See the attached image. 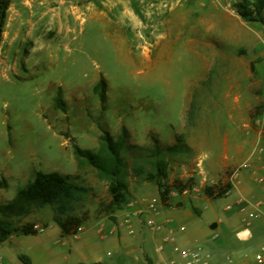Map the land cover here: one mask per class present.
<instances>
[{
	"label": "rangeland",
	"instance_id": "1",
	"mask_svg": "<svg viewBox=\"0 0 264 264\" xmlns=\"http://www.w3.org/2000/svg\"><path fill=\"white\" fill-rule=\"evenodd\" d=\"M117 1L133 13V24L129 15L119 21ZM210 1L218 15L199 9L200 3ZM255 3L0 0V180L5 182L0 202L37 171L75 174V182L87 188L72 212L83 218L81 225L92 219L115 221V210L122 205L159 198L157 182L145 178L155 172L158 159L167 163V185L188 179L193 184L186 194L172 189L169 200L197 193L202 197L203 186L211 183H199L201 156L226 154L230 138L254 129L264 109V53L256 56L264 45V5L257 12ZM237 58L245 64H234ZM231 66H236L235 78ZM101 79L103 101L94 90ZM58 94L62 106H55ZM104 132L123 142L128 194L117 207L109 205L107 181L89 165L77 166L72 153L73 145L96 150ZM169 146L173 149L167 150ZM139 168L142 174H137ZM232 172L224 168L221 179L212 184L230 181ZM229 201L211 199L208 208L206 201L197 200L202 211L192 221L209 232L211 208L215 217H223ZM234 205L224 224L230 245L223 249L234 262L253 264L264 243V222L252 219L251 212L253 221L248 223L245 211ZM31 213L53 216V209L35 208ZM24 217L8 219L15 227L24 224ZM42 221L43 232L25 237L23 251L36 254L31 264H74L83 243L102 244L90 227L76 240L61 237L49 219ZM249 227L252 237L247 234V241L235 236ZM144 231L140 225L138 232ZM131 242L128 238L129 248H136ZM18 251L12 249L9 264H25ZM139 252L113 260L141 264L138 260H147V253Z\"/></svg>",
	"mask_w": 264,
	"mask_h": 264
},
{
	"label": "crops",
	"instance_id": "2",
	"mask_svg": "<svg viewBox=\"0 0 264 264\" xmlns=\"http://www.w3.org/2000/svg\"><path fill=\"white\" fill-rule=\"evenodd\" d=\"M200 4L199 9L202 12H210L212 16L219 14L214 2L210 1L206 4ZM116 5H119L116 8L119 11L121 19L119 21L123 23L122 17L129 15L133 24V13H130L128 9H123L122 1H117ZM263 53L264 45L260 44L256 56H261ZM234 60V64H245L241 58ZM229 70L235 78L237 76L236 66L233 68L232 66L229 67ZM242 123L243 126L249 127L247 122L244 121ZM244 132L247 135L245 133L243 135L242 133V135L239 134L230 138L226 154H224V151H221L201 156L202 162L199 172L203 176L199 182L201 186L205 183L203 182L204 179L209 180L211 184L220 180L224 168L233 169L229 178L232 187L223 196L229 197L230 201L224 207L225 214L223 217H215L213 215L214 208H211L209 232H206L192 221L202 211L196 205L197 200L202 199L206 201L208 208L210 207L211 198L205 195L198 197L197 193V195H190L189 198L188 196H179L170 199L167 205L161 203L160 198L154 199L155 201L153 200L152 205V200L139 198L136 201H131V205L130 203H126L120 209H116L114 213L116 217L115 221L103 219L96 222L92 219L87 223L84 222L79 227L78 232L73 235H61L60 228L58 227L61 237L72 236L74 239L79 240L81 233L87 227H90L92 233L98 235L101 239V246L100 244L91 246L90 244L83 243L82 251H78L81 257L76 263L100 261L115 264L113 259H116L119 255H128L134 250H139V253H147V260H143L142 258L141 261L138 260V263L171 264V261L179 260L182 250H200L203 256L208 255V257H205L207 264H245L244 261L240 260L234 262L231 255L227 251L224 252L225 248L223 249V247L230 245L228 243L230 234H225L224 224L228 217L227 207L230 206L231 208V205L235 206L234 204L239 209L245 211V219H247L248 223H251L252 219L264 222V151H259L260 147L264 148V109L258 117L255 128H245ZM214 159L219 161H214ZM1 190L2 188H0ZM194 190L199 191L197 187H194ZM12 197H8L6 201H9ZM6 201L0 202V204ZM251 212L252 219L249 216ZM43 219H49L53 222L52 224L57 225L53 221L51 213L46 216L31 213L25 216L22 222H32L41 226L42 230L37 231V233H40L45 229ZM147 220L152 221L153 225L147 226L145 223ZM140 225L145 228V234L138 232ZM246 233L250 235L249 238L252 237L250 227L246 230H237L235 236L238 239H242V241H247ZM25 237L26 235L22 236L21 234L11 233L3 242H0V264H9V260L12 259L11 251L14 248L20 250L18 251V255L28 259L30 264L36 262L35 253L30 252L26 254L23 251V247L26 245ZM128 238H131L136 248H129V243H127ZM62 244L65 245V242L63 241ZM200 247L207 250L199 249ZM135 257L138 259L139 255L136 254ZM226 258H228V261Z\"/></svg>",
	"mask_w": 264,
	"mask_h": 264
},
{
	"label": "trees",
	"instance_id": "3",
	"mask_svg": "<svg viewBox=\"0 0 264 264\" xmlns=\"http://www.w3.org/2000/svg\"><path fill=\"white\" fill-rule=\"evenodd\" d=\"M264 5V0H256V11L260 12ZM103 79L95 85L94 90L98 93L101 101L104 99ZM55 106H62L59 94L55 97ZM123 142L114 139L108 132L100 136L99 146L96 150L83 149L73 145L72 153L77 166L89 165L96 171L99 179L107 181V191L110 196L109 205L117 207L126 201L128 185L125 179L126 161L121 155ZM167 150H172L169 146ZM158 150L155 149V154ZM155 172L145 174L147 180H154L159 187V198L161 203L167 205L172 189L179 193L190 190L193 186L191 179L182 185H167L164 179L167 176V163L158 159L154 163ZM137 174H142L141 168L137 169ZM77 175L61 174L59 172L43 173L37 171L32 179L23 186L17 187L13 197L5 204L0 205V242H3L11 233L30 235L36 234L33 223L26 222L20 226H11L8 218L22 217L29 215L35 208L51 207L53 209V221L58 225L61 235H73L77 233L83 218L72 214L75 204L79 202L87 188L75 182ZM5 186V182L0 180V188ZM232 187L230 181L205 185L202 191L205 196L211 199L223 197ZM25 264H30L29 260L20 256ZM76 264H109L107 262H92Z\"/></svg>",
	"mask_w": 264,
	"mask_h": 264
},
{
	"label": "built area",
	"instance_id": "4",
	"mask_svg": "<svg viewBox=\"0 0 264 264\" xmlns=\"http://www.w3.org/2000/svg\"><path fill=\"white\" fill-rule=\"evenodd\" d=\"M259 151H264L263 147L259 148ZM189 190H184L181 193H186ZM154 200V199H153ZM153 200L151 201V205L153 204ZM155 201V200H154ZM131 205V203H130ZM230 206L227 207L229 209ZM147 226H152L153 222L150 220H147L146 222ZM33 228L36 231H41L42 227L38 226L36 224H33ZM247 235V233H246ZM205 257H208V255L203 256L200 250H182L180 252V258L179 260H173L171 261V264H207V259ZM228 261V258H226ZM228 264V263H224ZM253 264H264V243L258 248V251L255 254L254 262Z\"/></svg>",
	"mask_w": 264,
	"mask_h": 264
}]
</instances>
